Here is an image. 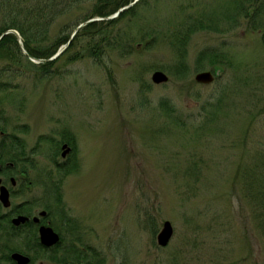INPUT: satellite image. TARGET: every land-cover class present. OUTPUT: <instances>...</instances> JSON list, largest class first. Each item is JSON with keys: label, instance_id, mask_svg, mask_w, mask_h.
<instances>
[{"label": "rangeland", "instance_id": "1", "mask_svg": "<svg viewBox=\"0 0 264 264\" xmlns=\"http://www.w3.org/2000/svg\"><path fill=\"white\" fill-rule=\"evenodd\" d=\"M237 1L151 0L131 26V53L98 60L81 37L52 76L40 81L27 66L0 93V145L10 135L22 140L12 176L31 183L17 186L13 204L32 201L35 215L50 206L58 227L71 217V239L103 264H264V8L234 13ZM92 5L54 20L49 40L74 31ZM229 10L233 21L223 16ZM199 22L213 27L189 32L187 70L178 76L172 32ZM149 34L153 43L136 51ZM202 53L218 59L200 61ZM156 71L169 82L155 85ZM206 71L220 72L211 85L195 80ZM67 138L72 151L64 159ZM69 158L76 169L52 189L56 162ZM166 221L174 235L161 248Z\"/></svg>", "mask_w": 264, "mask_h": 264}, {"label": "trees", "instance_id": "2", "mask_svg": "<svg viewBox=\"0 0 264 264\" xmlns=\"http://www.w3.org/2000/svg\"><path fill=\"white\" fill-rule=\"evenodd\" d=\"M149 1L151 0H140L134 6L123 11L117 19L89 23L81 30V33L74 38L68 50L59 59L34 64L30 61L28 55L36 59L48 60L57 53L62 45L68 43L69 36H62L63 32L59 34L55 41H50L49 36L50 28L54 20L63 16V14L68 12L71 8L80 6L86 2H94L91 15L85 17L83 20L86 21L93 17L106 18L112 16L121 8L129 6L134 0H0V16L3 18V24L0 25V36L8 30H17L22 36L24 48L28 53V55H25L22 52L17 38L13 34L5 36L0 42V93L3 94L8 92L20 75L26 76L27 66L31 68L35 67L38 70V78L40 81L46 79L47 76H52L54 66L61 58L68 54L67 52H69V50L77 45L81 37L88 38V50L91 56L98 60H101V56L104 52L114 53L115 50H117L121 52L122 55L131 53L132 41L134 39L131 26H133L134 19L139 16L140 10L148 8ZM235 3L236 11H233V9L232 11L234 13L239 11V14L245 13L247 15L248 11H251L253 8L258 11L264 8V0H239ZM223 16L225 19H230L232 21L235 18L231 10ZM175 26L176 28L173 30L174 32H172L171 36V43L177 49L181 59L180 67L182 71H185L186 65L183 64V62L186 55L185 45L189 38V32L193 33L199 29H212L213 26L199 22L198 25L192 26L190 29L188 28V32H182L179 28L180 26ZM150 33L156 35L154 31ZM151 34L144 37V42L148 38H152V41L148 43L147 46H150L155 40V37ZM91 42H93V45H91ZM137 43L143 42H136L135 44ZM216 59H218V56L215 54L209 55L202 53V56L200 55L199 57L200 61L209 60L210 62H216ZM3 101L4 99L0 97V118L4 113V109L1 106ZM5 128L6 125L0 121L1 131ZM6 135L9 136L8 133ZM67 139L65 143L71 144L72 139ZM21 141L22 140L13 135H10L1 143L0 163L4 164L11 159L10 163L15 164L18 153L23 149ZM73 160V158H69L63 163L56 162V164H58L55 168L57 173H55V176L53 174L50 176L53 178L52 182H54L52 183V189L58 191L68 173L76 169L77 164L73 166ZM54 196V203L57 205L60 204L62 202V196ZM45 209L49 211L50 215L53 214V210L50 206L46 205ZM64 221L65 220H63V222ZM39 246L40 244L38 243V247ZM60 254V258L56 256L54 260H61L62 262L70 261L67 262L70 264L95 260L99 262L98 264H103V260L100 259V257L98 258L97 252L92 249H88L84 253V257H82V250H73V253L72 251L64 250V257L62 251ZM87 264L89 263L87 262Z\"/></svg>", "mask_w": 264, "mask_h": 264}, {"label": "flooded vegetation", "instance_id": "3", "mask_svg": "<svg viewBox=\"0 0 264 264\" xmlns=\"http://www.w3.org/2000/svg\"><path fill=\"white\" fill-rule=\"evenodd\" d=\"M0 178L2 179V185L6 186L10 192V201L11 206L6 208L0 201V264H18L12 256L14 253L22 254L30 259L28 264H35L37 256H45L51 261H55L52 253L54 249L62 248L63 250H82L84 257V253L89 249V247H85L80 244V238H76V240L71 239L76 232L77 226L74 224V220L66 216L65 221L58 227V224L53 223L52 221V214H49L47 209L42 210L47 211V215L45 217L33 214L32 206L34 203L32 201H25L23 203L14 205L12 199L15 197L17 193L16 188L17 186H21L22 189L29 190L31 188V183L27 182L26 180H18L13 177L14 170H16L15 164H9L7 166L0 165ZM14 178L15 180L13 181ZM9 179V181H8ZM11 184V186L9 185ZM1 187V186H0ZM19 216H24L30 218L25 223L16 226L13 224V220L18 218ZM39 217V221H35L34 218ZM49 227L52 228L55 233L60 236V241L58 244L46 248L41 244L40 240V229L41 227ZM67 233V234H65ZM70 237L71 241H68L66 244V240ZM16 241L22 248L21 251L17 249H11V243ZM38 243L40 246L38 247ZM61 254L58 255L60 258ZM63 252V257H64ZM95 260L87 261L89 264H98ZM70 262V261H67ZM65 261H58L53 262L54 264H70ZM87 262H80L78 264H87Z\"/></svg>", "mask_w": 264, "mask_h": 264}, {"label": "water", "instance_id": "4", "mask_svg": "<svg viewBox=\"0 0 264 264\" xmlns=\"http://www.w3.org/2000/svg\"><path fill=\"white\" fill-rule=\"evenodd\" d=\"M140 0H135L133 3H131L129 6L124 7L122 9H120L116 14H114L113 16L107 17L105 18V20H113L116 19L120 16L121 12L125 11L126 9H128L129 7L135 5L137 2H139ZM104 18H100V19H93V20H89L85 23H83L82 25H80L76 32L77 33L81 28L85 27L87 24L91 23L92 21H103ZM13 34L19 43V46L21 48V50L23 51V53L27 54L25 48H24V44L22 41V37L20 35V33L16 30H9L5 33H3L0 36V42L3 40V38L7 35ZM72 38L70 39V42L65 45L58 53H56L55 56H53L52 58L49 59V61H54L57 60L59 57H61V55L68 49L70 43H71ZM152 41V38H148L144 44L143 43H137L135 45V50L136 51H140L142 50V48L146 47L148 43H150ZM28 55V54H27ZM30 60L32 62H38L35 58L29 57ZM41 62V61H40ZM39 63V62H38ZM219 71H216V75L214 76V74L210 71H206V72H201L199 74L196 75V82L204 84V85H211L214 80L215 77L218 75L219 76ZM169 81V76L166 75L164 72L162 71H156L153 76H152V82L156 85H161V84H166ZM62 157L64 159H66L68 157V155L71 153L72 149L68 144H64L62 147ZM0 171H1V166H0ZM13 181L15 180L14 178H12ZM2 179L0 178V201L1 203L6 207H10L11 206V201H10V192L8 190V188L4 185H2ZM47 215L46 211H43L40 213L41 217H45ZM30 218L28 217H24V216H19L18 218L13 220V224L16 226H19L22 223H25L26 221H28ZM34 220L37 222L39 221V217L34 218ZM174 235V228L173 225L170 221H166L163 224V227L160 231V233L157 236V243L160 247H167L172 239ZM40 240H41V244L47 248H50L56 244L59 243L60 241V236L55 233V231L52 228L49 227H41L40 229ZM12 258L18 262V264H28L30 262V259L22 254L19 253H14Z\"/></svg>", "mask_w": 264, "mask_h": 264}, {"label": "bare ground", "instance_id": "5", "mask_svg": "<svg viewBox=\"0 0 264 264\" xmlns=\"http://www.w3.org/2000/svg\"><path fill=\"white\" fill-rule=\"evenodd\" d=\"M89 3V2H88ZM91 4H94V2H90ZM93 6V5H92ZM100 18H102V17H93V18H90V19H88V20H86V21H83L80 25H82L83 23H85V22H87V21H89V20H93V19H100ZM92 22H100V21H92ZM91 22V23H92ZM79 25V26H80ZM88 25V24H87ZM86 25V26H87ZM78 26V27H79ZM85 26V27H86ZM77 27V28H78ZM77 28L74 30V31H72L71 30V32H65L64 31V35H66V36H69V40H68V42H70V39L72 38V40H71V43H72V41L74 40V38L78 35V34H80L81 33V30L84 28H81L77 33H75L76 32V30H77ZM59 36V34L55 37V38H53L52 39V41H55L56 39H57V37ZM66 44H64V45H62L59 49H58V51H57V53L65 46ZM36 59V58H35ZM38 62H40V61H42L41 59H36ZM38 62H33L34 64H38ZM183 64H185V62H183ZM180 63H179V65L176 67V69H175V72L177 73V75L179 76V75H183L184 74V72L187 70V68H186V70L185 71H182V69H181V67H180ZM166 74V73H165ZM167 75V74H166ZM61 250V248L59 247V248H57V249H54V252L52 253V255L53 256H58L59 254H60V251Z\"/></svg>", "mask_w": 264, "mask_h": 264}]
</instances>
